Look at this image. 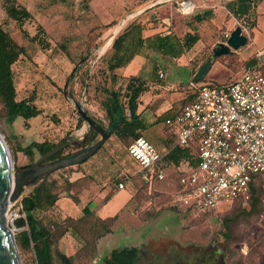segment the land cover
<instances>
[{
  "label": "rangeland",
  "instance_id": "rangeland-1",
  "mask_svg": "<svg viewBox=\"0 0 264 264\" xmlns=\"http://www.w3.org/2000/svg\"><path fill=\"white\" fill-rule=\"evenodd\" d=\"M86 1L17 0L30 12V17L20 25L7 16L4 10L5 0H0L1 26L25 49L12 65L17 98L33 95L34 103L42 110L41 114L30 119L17 117L8 120L2 114L0 105V135L8 147L15 171L25 168L40 156L35 153L31 160L19 150L29 142L43 139L57 142L62 137H69L71 140L83 137L89 126L84 122L80 128L76 127L78 113L72 101L81 103L83 108L98 117L102 115L92 103L84 101L80 91V79H69L67 92L70 91L71 97H65L62 91L68 76L73 75L83 62L93 60L98 49L104 45L119 23L120 17L114 27L106 28V25L90 12ZM218 1L216 0L217 4ZM169 8L165 13L158 10L159 16L170 15L174 8ZM182 16L179 14L180 18ZM188 17H182V20L186 21ZM263 19L264 16H260V23L253 31V42L249 41L232 53L236 56L234 61L232 55L218 57L223 66H212L207 79L215 78L217 81L229 82L241 75L246 68L245 60L256 57L253 54L256 49L255 40L259 41V46L264 42ZM203 24L201 22L198 27ZM125 29L126 27H122L119 32ZM35 34L42 39L39 43L31 39ZM111 44L99 58L96 56V60H99V71L107 66L112 53ZM260 61L264 63V58ZM262 68L264 69V66ZM121 79L122 77L110 82L108 86L120 88ZM167 81L187 85L189 70L186 67L170 66ZM179 92V102L183 107L189 100L192 88L187 85L179 88ZM73 150L75 149L68 148L64 152ZM75 168L76 164L71 168L62 167L52 171L47 177V186L57 195V199L49 208L47 206L40 210L39 216L43 223L51 225L55 222L64 225L70 219L79 217L83 204L92 197L95 183L87 177L85 187L90 190L88 197L81 199L78 195L80 183L77 180H73L77 183L69 191L64 189L66 175L70 178ZM128 185L132 187L133 192L130 211L140 221L143 222L142 214L151 205L161 210V213L171 209L169 199L177 189L176 177L144 188L139 179L133 176ZM30 188V185L25 187L20 197L6 210V221L15 237L26 229V226H14L13 221L24 216L20 200L24 194L29 193ZM176 212L177 219L164 215L156 216L155 223L149 226V231L125 232L115 229L102 235L96 240L93 255L84 237L71 230L64 233L55 246L65 255L73 256L74 264H103V258L109 254L111 248L126 245H139L141 252L137 264H166L175 260L192 261L195 264H263L264 227L260 223L259 213L240 215L236 203H220L212 212L197 217L184 212L180 207ZM224 218L228 219L227 227L223 225ZM160 223L162 226H159ZM224 232L228 234L226 239L223 237ZM17 247L22 264H36L31 248L22 249L18 245ZM54 264H58L56 260Z\"/></svg>",
  "mask_w": 264,
  "mask_h": 264
},
{
  "label": "trees",
  "instance_id": "trees-1",
  "mask_svg": "<svg viewBox=\"0 0 264 264\" xmlns=\"http://www.w3.org/2000/svg\"><path fill=\"white\" fill-rule=\"evenodd\" d=\"M4 10L8 17L18 22L20 25L24 20L30 17V12L25 6L20 5L17 0H5ZM225 8L230 11L237 19L247 17L245 22L246 28L251 29L254 26L251 20L253 13L252 0H230L225 2ZM250 17H249V16ZM197 21L202 20V16L195 15ZM116 21L106 25V28H111L116 25ZM140 27L137 26L136 34H139ZM130 31L123 30L115 36L110 49L112 53L107 61L105 69L99 71L98 62L96 60L97 53L93 60L88 59L78 66L75 73L70 77V81L80 79V91L84 96V101L92 103L99 111L101 117L91 113L84 108L88 115L99 125L108 130V137L99 146V148L87 159L76 164L79 168L85 163H90L92 160H100V167L108 172L110 177L109 182L117 187L119 183L128 185L131 183L133 176L137 177L144 188L147 184L144 183L139 175V166L137 162L129 155L128 146L138 137H142V131L145 129V124L141 121L138 113L139 97L142 92L147 89V85L138 76H129L121 79L122 86L120 88H110L108 84L118 80V70L123 67L137 51L144 41H158V48L161 51H170L173 55H179L183 50L190 49L199 39L197 33H186L177 46L171 44V36L154 35L148 38H142L139 35L133 37ZM131 38V45H126V39ZM34 41H41L37 34L31 37ZM48 46V44H46ZM25 52L23 46L16 43L11 35L4 30L0 24V105L2 114L8 120H14L17 117L30 119L41 114L42 110L34 103V96L30 95L25 98L18 99L14 84V76L12 65ZM232 61L236 59L234 54ZM258 58L251 57L245 60V66H253L257 63ZM261 68L264 63L260 64ZM102 69V68H101ZM215 84V83H208ZM71 97L70 91L67 92ZM77 102V101H76ZM189 102V101H188ZM79 103V102H77ZM187 103V102H186ZM166 118L163 117V121ZM84 123L83 118L77 116L76 127L80 128ZM116 124V125H115ZM115 125V126H114ZM166 126V125H165ZM100 138V135L93 128L89 127L82 138L74 139L78 141L74 144L64 145L58 152L51 155L46 161L60 159L71 156L84 148L92 145ZM64 139L62 137L57 142L49 139L41 141L33 140L19 150L31 160L35 153L44 154L59 142ZM68 148L75 150L65 153ZM162 161L166 171L171 167L177 168L185 166V168L193 167L197 163V157L193 149L189 146H181L174 144L169 151L163 155ZM26 166V165H25ZM23 166V167H25ZM71 168V166H70ZM75 168V169H76ZM133 168L134 171H133ZM184 172V168L177 171L176 184L178 186L179 177ZM53 173V172H52ZM97 172L88 173L87 176L95 178ZM46 174L39 178L34 184L30 185V191L24 194L20 200L21 209L24 217L15 218L13 223L16 227L26 226V229L19 232L15 237L16 244L22 249H32L36 264H74L73 256L65 255L55 246L56 241L64 235V233L74 231L83 236L86 245L90 247L91 254H94L96 240L102 235L112 232V226L118 216L101 218L97 216L86 203L82 207V214L70 219L64 225L52 223L47 225L42 222L39 212L42 208L52 206L57 195L53 194L47 186ZM65 187L66 191L73 188L76 181H71L69 175H66ZM156 184V183H155ZM108 197V196H107ZM264 189L259 185L257 177L249 184V197L246 202L236 200L232 204H238L240 215L260 214L264 211ZM244 206V207H243ZM247 206V208H245ZM171 209L179 207L170 205ZM161 210L150 206L142 214V220H148L159 215ZM237 213V215H239ZM228 219H223L224 227H227ZM227 238V232L223 234ZM141 249L139 246L131 245L121 248H113L109 254L103 258V264H137ZM263 264L264 260L262 259ZM170 264H195L173 262Z\"/></svg>",
  "mask_w": 264,
  "mask_h": 264
},
{
  "label": "crops",
  "instance_id": "crops-1",
  "mask_svg": "<svg viewBox=\"0 0 264 264\" xmlns=\"http://www.w3.org/2000/svg\"><path fill=\"white\" fill-rule=\"evenodd\" d=\"M177 1L178 0L86 1V5L90 12L96 16L97 20H100L103 25H108L119 19V17L120 21L122 18L130 16L124 23L123 28L126 27L125 31L129 30L133 37L139 35L145 39L157 34L160 36L167 35L171 36L170 43L177 46L188 32L197 33L199 36V39L190 49L183 50L179 55H173L169 50L161 51L157 47L158 41L156 40H150L149 42L144 41L140 47L136 48L137 51L134 52L131 59L118 70V79L120 77L138 76L147 85V89L142 92L139 97L138 105L140 119L145 124L142 137L151 142L162 155H165L171 146L176 144L175 135L165 126L162 119L163 117H172L181 111L182 106L179 102V88H183L187 85L190 89L192 88L189 100L186 101L188 102L193 99L197 87L208 83H224L221 82L222 80L217 81L215 78L207 79V75L212 66H223L221 60H218V57L215 58L209 70L201 80H195L194 74L207 60L212 58V48L216 42L224 41V34L230 32L236 26L242 27L243 34L248 37L247 43L249 41L252 43L254 39L253 31L260 23V16H264V0H252L253 13L251 14V20H253L254 26L251 29L246 28L245 22L247 17L237 19L225 8V2H221V0L218 1V4L216 0H187L193 5L192 12L188 14L181 13L177 10ZM168 7L174 8L171 14L159 16L157 11L159 10L160 13H165L168 11ZM148 13L151 14L148 15ZM179 14L183 15V18H185V16L189 17L184 21L182 17H179ZM192 14L194 15L191 16ZM195 15L202 16V20L197 21L194 18ZM201 22L204 24L202 27H198ZM262 24L264 25V19ZM137 26L140 27L139 34H136ZM255 42L256 49L253 54L258 58L256 64H261L263 62L260 61L259 57L264 53V42H262V44L260 43V46L258 40H255ZM131 43V38L129 36V38L126 39V45H131ZM237 50H234L232 53H235ZM174 65L186 67L189 70V83L187 85L179 82L167 81V71L170 66ZM159 72L163 74L162 77L159 76ZM100 166V160H92L90 163L87 162L79 168H76L72 172L71 177L73 178L70 177L69 179L71 181L77 180L80 183L78 185L80 190L78 195H80L81 199L83 197H88L90 191L85 187L87 185L85 183V177L95 183V190H93L92 197L83 205L88 203L94 213L101 218L117 215L118 218L112 226V232L115 229L125 232L131 230L145 231L150 228V225L155 223L157 217H162L163 215L177 219V210L170 209L171 211L165 210L164 213L160 212L155 218L143 220V222L140 221L136 218L134 213L130 211L133 195L132 187L126 185L123 189H117L115 185L109 182L110 177L108 172L103 168L104 165H102V167ZM183 168L186 169L185 166L179 168L175 166L171 167L166 171L165 180L157 183L166 182L170 178L177 177V171ZM94 172H97L95 178L87 176L88 173ZM81 183H83V185H81ZM159 226H162L161 223ZM159 229L161 228L159 227ZM176 261L177 260L173 262ZM178 262L194 263L192 261Z\"/></svg>",
  "mask_w": 264,
  "mask_h": 264
},
{
  "label": "built area",
  "instance_id": "built-area-1",
  "mask_svg": "<svg viewBox=\"0 0 264 264\" xmlns=\"http://www.w3.org/2000/svg\"><path fill=\"white\" fill-rule=\"evenodd\" d=\"M177 10L188 14L193 5L178 0ZM164 124L176 144L189 146L197 157L196 165L180 175L170 205L197 217L220 203L246 202L249 184L256 177L264 189V69L260 64L246 67L232 81L197 87L193 99ZM127 150L147 186L165 180L163 155L151 142L138 137ZM124 187L119 183L116 188ZM259 220L264 227V211Z\"/></svg>",
  "mask_w": 264,
  "mask_h": 264
},
{
  "label": "water",
  "instance_id": "water-1",
  "mask_svg": "<svg viewBox=\"0 0 264 264\" xmlns=\"http://www.w3.org/2000/svg\"><path fill=\"white\" fill-rule=\"evenodd\" d=\"M128 18L129 16L122 18L117 25H122V28L124 22H126ZM121 28H119L116 33H112L110 44L113 42L116 34ZM247 41L248 37L243 34L241 26H236L235 28H233L229 32L228 37L225 39V41L216 42V44L212 48V58L207 60L196 71V73L194 74V79L201 80L209 70L215 58L222 55L232 54L234 50H237L241 46H244ZM104 45L98 49L97 58H99L109 46L108 45L103 48ZM259 58L262 60L264 58V53ZM71 76L72 74L68 76L62 89L65 97L68 96L67 83ZM72 102L76 108L78 115L83 118L84 122L89 127L98 132L100 138L92 145L71 156L46 161L51 155L58 152L64 145L74 144L78 142L76 140H71L69 137H65L53 148L40 155L31 164L21 170L15 171L13 169V163L8 147L3 137L0 135V264H22L14 233L12 232V229L8 226L6 221V206L11 202H15L23 193L25 187L34 184L42 176L62 167L79 164L80 162L87 159L108 137V130L96 123L88 115L81 103H77L76 101Z\"/></svg>",
  "mask_w": 264,
  "mask_h": 264
},
{
  "label": "bare ground",
  "instance_id": "bare-ground-1",
  "mask_svg": "<svg viewBox=\"0 0 264 264\" xmlns=\"http://www.w3.org/2000/svg\"><path fill=\"white\" fill-rule=\"evenodd\" d=\"M129 17H130V16H129ZM124 23H125V22H124ZM121 26H122V25H117V26L114 28V31H113V32L116 33V32L118 31V29L121 28ZM111 38H112V35L109 36V38L107 39V41H106V43H105V45H104L103 48H105L106 46H108V45L110 44V40H111ZM11 203H12V202H11ZM11 203H9V204L6 206V210H7L8 206H9Z\"/></svg>",
  "mask_w": 264,
  "mask_h": 264
}]
</instances>
